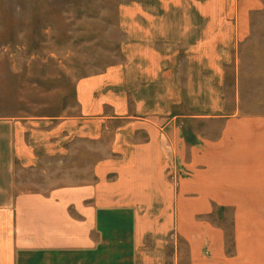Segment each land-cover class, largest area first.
I'll use <instances>...</instances> for the list:
<instances>
[{
  "label": "rangeland",
  "instance_id": "1",
  "mask_svg": "<svg viewBox=\"0 0 264 264\" xmlns=\"http://www.w3.org/2000/svg\"><path fill=\"white\" fill-rule=\"evenodd\" d=\"M239 2L0 0V117L26 166L136 204L153 264H190L193 234L235 256L240 221H264V11L242 41Z\"/></svg>",
  "mask_w": 264,
  "mask_h": 264
},
{
  "label": "crops",
  "instance_id": "2",
  "mask_svg": "<svg viewBox=\"0 0 264 264\" xmlns=\"http://www.w3.org/2000/svg\"><path fill=\"white\" fill-rule=\"evenodd\" d=\"M238 7L237 35L246 41L253 31L252 16L262 15L264 0H240ZM260 47L256 57L263 60L264 43ZM12 119L0 117V264H153L148 247L153 230L147 229L149 219L137 205L93 185L47 182L41 187L35 171L41 163L50 165V159L37 158L26 166L22 126ZM25 167L31 169L29 185L23 181ZM262 194L264 189L253 191V196ZM239 227L235 256L225 252V241L222 248L221 238L209 233L205 257L193 234L190 264H219L221 258L223 264H264V221L250 217Z\"/></svg>",
  "mask_w": 264,
  "mask_h": 264
}]
</instances>
